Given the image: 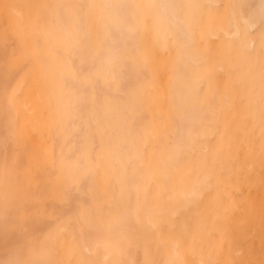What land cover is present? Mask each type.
Wrapping results in <instances>:
<instances>
[{
    "label": "bare ground",
    "instance_id": "1",
    "mask_svg": "<svg viewBox=\"0 0 264 264\" xmlns=\"http://www.w3.org/2000/svg\"><path fill=\"white\" fill-rule=\"evenodd\" d=\"M55 2L0 0V66L5 67L4 73L0 72V175L4 178L0 179V186L4 185L10 197L19 196L18 208L23 211L28 209L27 194L44 201L50 190L55 203L47 213H24L19 219L25 227L23 232L14 238L18 241L6 249L0 248V260L21 249L38 251L45 246L52 264H105L106 251L96 248L103 234L96 228L81 230L73 224L58 240L46 241L45 237L58 221L76 213L77 198L65 199L53 191L58 177L55 161L62 150L71 148L75 155L83 147L101 152L119 145L120 160L129 162L130 181L146 174L158 176L166 170L168 187L179 192L197 176H210L209 186L194 212L198 222L195 236L181 244L185 264H262L264 16L259 13L260 0H214L220 5L215 14L192 24L196 33L193 55L205 57L207 62L203 64L182 55L183 30L189 23L183 12L174 19L163 7L187 0H136L155 7L145 10L146 26L135 44L115 29L108 43L129 57L136 46L143 48L148 56L147 68L128 59L120 70L127 83H152L154 87L134 101L115 93L102 80L97 81L98 100L109 97V103L95 107L81 104L76 117L67 120L64 109L68 98L57 88V61L42 63L33 54L38 42L37 26L49 22L43 5ZM66 2L86 4L89 0ZM105 2L123 4L128 0H95L97 4ZM230 3L240 6L235 16L225 11V5ZM101 17L99 8L80 9L62 14L54 24L61 32H75L76 27L83 26L82 45L92 53L101 49ZM209 23L219 30L218 35L201 40L200 34ZM157 30L167 38L166 48L156 42ZM242 41L251 46L242 48ZM64 55L60 47L57 56ZM177 146L184 149L178 158L174 155ZM136 152L142 154V166L135 159ZM109 163L119 167L115 158L110 157ZM17 173L22 184L12 187ZM104 181L102 168L95 182ZM5 193L0 190V195ZM14 217L8 213L0 221V237L3 228H8L9 233L5 234L12 236L10 232L18 222ZM33 219H50L51 224L45 230L28 231L27 222ZM129 231L135 232L136 226L129 225ZM166 238L167 234L161 239ZM93 249L94 254H90ZM155 258L159 264L167 258L163 243ZM110 259L118 264H144L145 256L142 246L133 245Z\"/></svg>",
    "mask_w": 264,
    "mask_h": 264
},
{
    "label": "snow or ice",
    "instance_id": "2",
    "mask_svg": "<svg viewBox=\"0 0 264 264\" xmlns=\"http://www.w3.org/2000/svg\"><path fill=\"white\" fill-rule=\"evenodd\" d=\"M43 7L48 11L49 22L47 25L37 26L38 42L33 54L42 63L48 60H56L58 63L57 88L62 96L68 98L64 109L65 120L75 118L81 104L95 107L109 103V97H105L103 101L98 100L95 93L97 81L102 80L115 93L126 95L134 101L140 100L147 90L154 87L152 83L129 84L120 70L121 65L128 59H132L142 68H147L149 61L146 51L136 46L129 57L111 46L108 41L111 39L112 30L115 29L123 38L135 44L136 37L146 26L145 10L154 8L155 5L138 3L136 0H128L123 4H97L95 0L83 4L56 0L55 3L45 4ZM163 7L171 12L174 19H178L183 12L189 21L183 30L185 44L182 55L194 63H206L205 57L193 55L196 33L192 24L205 15L213 16L220 5L214 3V0H187L184 4H169ZM239 7L236 3H230L225 5V11L235 16ZM97 8L102 12L99 51L89 53L82 45L81 37L85 34L83 26L76 27L75 32L67 29L61 32L56 29L54 22L59 21L62 14ZM259 13L264 16V0H260ZM218 31L209 23L206 30L201 32L200 39H214ZM155 39L162 47H167V38L158 30ZM250 46V42H241L242 48ZM60 47L64 49L63 58L57 56ZM84 66H88L87 70H84ZM261 77L264 79V56L261 57ZM183 150L182 146H177L174 149L175 157L178 158ZM120 155L119 145L106 147L101 152H93L90 148L83 147L75 155L71 148L62 150L55 161L58 177L53 191L65 199L77 198L76 213L58 221L45 240L55 241L62 238L75 224L80 226L81 230L96 228L103 234L96 248L102 247L106 251L105 264H118L110 257L119 256L125 247L133 245L143 247L144 264H159L155 257L161 243L167 248V258L163 264H185L181 258V244L184 239L195 236L198 222L194 212L199 208L204 191L209 186L210 176L199 175L188 188L177 192L168 187L170 178L166 170H161L158 176L146 174L130 181L129 162L120 160ZM110 157L118 161L119 167L109 163ZM135 159L142 166L140 152H136ZM102 168L105 170V181L103 184H97L95 180ZM11 204L12 198L6 192L0 202V221L7 217ZM129 225H135L136 231L130 232ZM165 234L167 238L162 240ZM94 252L95 249L90 254ZM48 255L49 251L45 246H41L38 251L34 248H29L27 252L21 249L7 259L0 260V264H52L47 258ZM81 264L85 262L81 261Z\"/></svg>",
    "mask_w": 264,
    "mask_h": 264
},
{
    "label": "rangeland",
    "instance_id": "3",
    "mask_svg": "<svg viewBox=\"0 0 264 264\" xmlns=\"http://www.w3.org/2000/svg\"><path fill=\"white\" fill-rule=\"evenodd\" d=\"M5 71V67L0 66V72L4 73ZM14 180L16 181L15 184H12V187H17V184H19V186L22 184V182L20 181V177H19V173L15 174V176L13 177ZM0 179H3V175H0ZM32 190V188H30ZM0 190L8 192L5 188L4 185L0 186ZM45 194H48V198L45 199L44 201H41L40 199L38 200H34L31 197L28 196L27 194V202H28V209L26 211H23L21 209H19V205H20V201H19V196L18 195H14L12 197V204H11V209L10 212L12 215H14L16 218V221H18L15 224V228L12 229V231L10 233H12V236H8V234H5L7 232L8 228H3V232L1 233V237H0V248H4L6 249V247H8L9 245H11L12 243L18 241V240H14L15 237H17L21 232H23V229L25 228L23 223L19 220L21 217H23L24 213H26V215L28 213L32 214V215H37L38 213L41 212H45L47 213V210L53 208V205L55 204L53 201L54 199L52 198V195L50 193V190L48 192H46ZM3 195H0V200H2L1 198H3ZM45 203V204H44ZM28 225H27V229L28 231L32 230V231H39V230H45L47 227L50 226L51 224V220L47 219V220H37V219H33V220H28ZM9 233V232H7ZM3 249V250H4Z\"/></svg>",
    "mask_w": 264,
    "mask_h": 264
}]
</instances>
